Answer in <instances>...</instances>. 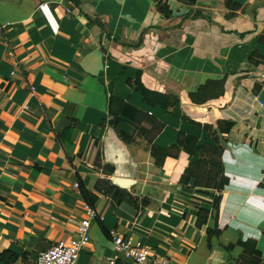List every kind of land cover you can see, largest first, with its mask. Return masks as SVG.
<instances>
[{"label":"crops","instance_id":"obj_1","mask_svg":"<svg viewBox=\"0 0 264 264\" xmlns=\"http://www.w3.org/2000/svg\"><path fill=\"white\" fill-rule=\"evenodd\" d=\"M0 25V254L74 238L77 183L98 216L77 264H129L111 233L172 264H242L254 240L264 264V0H0ZM199 162L221 190L182 182Z\"/></svg>","mask_w":264,"mask_h":264},{"label":"trees","instance_id":"obj_2","mask_svg":"<svg viewBox=\"0 0 264 264\" xmlns=\"http://www.w3.org/2000/svg\"><path fill=\"white\" fill-rule=\"evenodd\" d=\"M208 87L202 88L200 89V93L204 91H206ZM128 118L130 119V125L129 126H134V122L135 120H137L138 118V114L135 112L134 109L132 108H128L127 106H123L121 109V115L120 117H115L114 120L112 121V125H114V127H119V135L120 137L124 140L127 141L128 135L125 132V126L123 125L124 120ZM150 123H153V121H151ZM227 131H229V129H227ZM199 147H197L195 145V138H190L188 140H186V144L183 148V154L184 155H191L194 150H198ZM160 154L162 155L161 157ZM166 152L152 147L151 149V156L154 159L155 165L158 167H163L164 161H163V157L165 156ZM167 155V154H166ZM162 158V159H161ZM202 162H199L197 165H194L193 167H191V165L188 167V169L185 171L186 176L183 177L182 182L187 183L192 177H194L197 181H196V185L197 186H201V187H205L208 189H218L221 190L223 185H224V179L223 176H221L220 178V182L219 184L216 183H212V180L214 179L211 176V173H205V177H203V181L202 179L198 178L197 176H194V170L195 168H199V165ZM205 179V180H204ZM79 190L80 193L82 195V198L84 199V202L87 204V206H89L90 208H93L94 203L96 202L97 197L94 196L93 194H91L88 190H86V188L82 185L79 184ZM107 196H109L113 201H115L118 205L122 204V203H129L132 204V196L114 189L113 187L108 188L107 190H105L104 192ZM220 204V198H215L214 200V209H218ZM205 215L207 216L204 211H199V216L201 215ZM202 226V225H200ZM219 231L218 230H210L207 229L206 230V234L209 236L211 235H219ZM240 244L242 245V247L244 248V257L241 258L242 264H260L261 262V254L260 252L256 249V242L254 240H250L248 242H240ZM248 257V258H247ZM250 259V262H249ZM18 261V256L12 252H4L2 254H0V264H15Z\"/></svg>","mask_w":264,"mask_h":264},{"label":"built area","instance_id":"obj_3","mask_svg":"<svg viewBox=\"0 0 264 264\" xmlns=\"http://www.w3.org/2000/svg\"><path fill=\"white\" fill-rule=\"evenodd\" d=\"M4 28L5 26L0 25V34H2ZM26 108L27 106H25ZM75 187L79 188V184L76 183ZM86 215L87 217L77 226L74 238L67 242H58L39 253L35 264H77L80 252L90 242L89 229L91 222L98 219L97 214L89 206L86 207ZM110 235L116 250L129 264H172L167 258L153 255L146 248L133 246L131 242L124 240L119 235L114 233ZM109 264H116V261L111 260Z\"/></svg>","mask_w":264,"mask_h":264},{"label":"water","instance_id":"obj_4","mask_svg":"<svg viewBox=\"0 0 264 264\" xmlns=\"http://www.w3.org/2000/svg\"><path fill=\"white\" fill-rule=\"evenodd\" d=\"M171 10L174 12V15H176V11H178V9L175 7V5H173L172 3L170 4ZM181 13V12H178Z\"/></svg>","mask_w":264,"mask_h":264}]
</instances>
